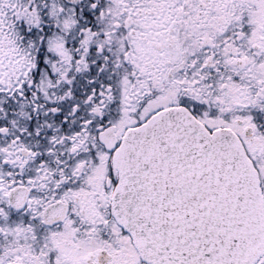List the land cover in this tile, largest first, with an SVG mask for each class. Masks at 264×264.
<instances>
[{"label": "snow or ice", "instance_id": "snow-or-ice-1", "mask_svg": "<svg viewBox=\"0 0 264 264\" xmlns=\"http://www.w3.org/2000/svg\"><path fill=\"white\" fill-rule=\"evenodd\" d=\"M0 264H264V0H0Z\"/></svg>", "mask_w": 264, "mask_h": 264}]
</instances>
